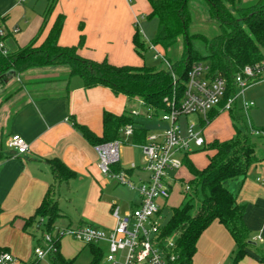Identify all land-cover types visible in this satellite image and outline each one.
Instances as JSON below:
<instances>
[{
  "label": "trees",
  "instance_id": "trees-1",
  "mask_svg": "<svg viewBox=\"0 0 264 264\" xmlns=\"http://www.w3.org/2000/svg\"><path fill=\"white\" fill-rule=\"evenodd\" d=\"M209 15L219 24V33L209 38L199 33H191L192 22L191 0H149L151 11L148 18H156L158 26L152 43L165 53L182 37L184 47L181 57L171 62V67L158 65H114L108 60L94 61L79 54V47L84 44L85 36L81 35L78 45L63 46L59 43L65 16L60 14L49 33L40 41L48 19L54 10L56 0H50L44 13V21L38 34L25 46L3 55L0 51V76L8 71L26 73L32 69L46 66L66 65L70 77H79L84 86L93 88L104 86L116 95L141 99L145 106L156 111H167L168 104L178 101L185 89L188 73L195 62L205 61L212 74H220L227 80V92L219 105L224 108L228 99L236 93V74L247 64L258 62L262 58L264 47V0L250 5L238 6L243 0H204ZM6 15L2 17L3 20ZM203 42L204 49L196 48L193 41ZM39 42V43H38ZM139 54L145 50V42L139 27L133 37ZM173 73L176 75L174 79ZM2 102H0L1 106ZM214 109L209 118L203 121L207 127L221 112ZM242 107L235 101L229 112L233 121L235 135L228 140H215L206 148L212 150L207 164L197 167L191 154L184 158V171L188 177L183 181L190 185L179 206L164 226V236H177L178 258L173 264H192L197 252V242L205 229L214 221H219L229 231L236 244V251L230 264H239L242 259L255 249L252 231L245 221L246 205L237 201L236 195L228 185L233 180L245 179L252 166L264 162V146L258 148L252 139L254 131L264 138V127L257 128L246 115H239ZM103 133L97 135L89 127L75 123V127L87 139L97 146L114 141L120 137L123 126L138 122L127 110L122 114L104 111ZM148 129L137 126L133 138L134 144L145 142ZM198 150V149H197ZM196 150V151H197ZM194 151L193 153H195ZM2 155L0 154V159ZM52 172L59 181H69L76 176L60 159L50 160ZM117 169L120 166H116ZM3 208L0 206V217ZM62 216L58 198L50 190L34 215L27 218L24 230H41L40 242L45 233L54 237L56 250L49 257V264H73L75 258H67L61 250V239L55 232L56 222ZM1 226V220H0ZM254 246V247H253ZM93 259L89 264H98L102 258L99 245L90 244ZM9 251L0 245V253ZM259 261L264 262V249L255 250Z\"/></svg>",
  "mask_w": 264,
  "mask_h": 264
},
{
  "label": "crops",
  "instance_id": "crops-1",
  "mask_svg": "<svg viewBox=\"0 0 264 264\" xmlns=\"http://www.w3.org/2000/svg\"><path fill=\"white\" fill-rule=\"evenodd\" d=\"M131 1L56 0L41 41L62 14L65 20L59 37L61 45H78L81 35H84L79 54L87 59L108 60L119 66L146 65L144 51L150 49V44H145V50L139 54L133 37L137 25H141L139 17L147 16L151 5L149 0H133V4ZM69 73L70 69L61 65L32 69L23 75L27 82H31L26 84L29 90L16 93L0 106V206L3 208L0 245L19 258L27 255L38 242L36 229L27 232L23 227L50 190L56 193L62 210L56 227L90 224L109 229L117 224L112 214L116 202L106 198L112 188L99 167L96 146L87 141L75 123L87 126L101 136L104 111L122 114L126 111L124 103L129 97L116 95L104 86L88 88L79 77H70ZM23 98L24 102L18 104ZM226 118L225 129H218L221 140L235 135L231 115L226 114ZM212 133L210 135L214 136ZM14 134L21 135L29 144L26 154L18 155L8 148L7 140ZM52 159H60L76 176L69 181H59L51 169ZM252 170L253 173L258 171L256 181L249 180L253 176L250 174ZM261 171L264 172V162L251 167L236 197L239 203L246 205L247 226L252 229L257 225L264 235V222L262 226L260 223V219H264V181L258 180L262 176ZM181 175L188 177L186 172H181ZM85 187L81 201L69 198L76 206L75 218L67 217L68 220L62 222V217H65L62 202L66 194H77ZM138 203L139 197L133 206ZM235 251L236 244L231 234L216 220L201 234L192 264H230Z\"/></svg>",
  "mask_w": 264,
  "mask_h": 264
},
{
  "label": "built area",
  "instance_id": "built-area-1",
  "mask_svg": "<svg viewBox=\"0 0 264 264\" xmlns=\"http://www.w3.org/2000/svg\"><path fill=\"white\" fill-rule=\"evenodd\" d=\"M26 0H17L23 3ZM19 28L9 29L0 17V51L3 55L10 51L6 39L10 34H16ZM154 51V59L171 67L165 52L150 42ZM174 79L176 75L173 73ZM236 93L226 102L224 108L219 105L227 92V80L220 74H212L205 61L193 63L186 81L184 93L178 101L168 104L167 111H156L145 106L141 99L137 101L146 107L148 116L161 113V119L167 123L160 133H147L145 142L136 144L142 148L143 164L132 162L128 167L121 163V145L124 142L122 134L133 137L139 123L135 116L140 115L133 109L129 113L138 124L129 123L120 130V137L114 141L96 146L99 167L101 171L116 182L136 190L139 203L132 210L121 212L118 204H113L112 214L117 220L113 228H99L90 224L56 228L59 236L73 235L86 244L108 245V264H173L178 258L177 236H164L165 222L162 220V209L169 205L168 199L176 184L182 181L178 195L184 197L190 191L188 182L181 175L184 169V158L200 147L206 145L203 121L218 108L222 113H229L235 101L242 107V112L249 118V110L256 106L255 101L246 97V92L252 86L264 81V47L262 58L253 64L245 65L235 76ZM193 116V118H190ZM200 123V124H199ZM258 135V131H254ZM8 148L18 155H24L29 150L27 141L18 134L7 140ZM120 166L118 169L116 166ZM137 178L138 183L133 179ZM258 180H262L258 178ZM160 200L162 202H160ZM254 240L264 241L263 234H258ZM56 250L54 237L45 233L42 240L34 247V259L24 261L11 252L0 253V264H42Z\"/></svg>",
  "mask_w": 264,
  "mask_h": 264
},
{
  "label": "rangeland",
  "instance_id": "rangeland-1",
  "mask_svg": "<svg viewBox=\"0 0 264 264\" xmlns=\"http://www.w3.org/2000/svg\"><path fill=\"white\" fill-rule=\"evenodd\" d=\"M258 0H243V2L238 5L245 6L250 5ZM133 0L131 4H133ZM48 0H26L23 3H18L16 0H0V17L2 18L4 15H8L6 20V26L10 29L12 28H19L20 31L16 34L15 37H7V48L11 51L16 50L21 46L27 45L39 32L43 21H44V13L47 8ZM191 12H192V22L190 25V32L191 33H199L201 35H205L206 37H213L214 35L219 33V24L216 19L212 18L208 13V6L204 0H191ZM141 21V25H137L139 27L141 35L146 45H149L154 35L156 33V29L158 26V20L156 18H148V16L144 15V17H139ZM5 22V20H3ZM42 38H40L41 41ZM39 43V42H38ZM193 44L196 48L203 50L204 45L203 42L200 40L193 41ZM148 47V46H147ZM184 47V40L181 37L178 42L169 49L166 56L172 61H177L182 54ZM145 61L147 65H158L164 66L163 62L160 60L154 59V51L150 48H147L144 51ZM66 66V65H61ZM68 67V66H66ZM69 68V67H68ZM24 73H13V71H8L2 76H0V102H4L5 100H9L13 95L22 90H29V85L31 82H27L24 79ZM31 88V87H30ZM246 97L249 100H253L256 103V106L249 110V118L250 122L257 127L262 128L264 127V81L252 86L246 92ZM25 98L21 99L19 103H23ZM124 106L126 107L127 113H131L133 109L138 110L140 115L135 116V119L143 124L149 131V133H160L167 125L161 119V113L156 114L152 117L148 116L147 109L145 106L141 105L137 99L128 98L125 100ZM226 114L230 113H222L221 116L214 119L210 124L207 125L206 133V140L207 146L212 143L213 141L221 140L219 137L218 129L226 127ZM239 115H245L243 112H239ZM193 118V116H190ZM200 124V123H199ZM214 134V136H211ZM218 132V134H217ZM124 142L121 145V163L123 166L128 167L132 162H135L138 165L143 164V153L142 148L136 144H134L132 137H127L125 135H121ZM252 139L257 144V147L260 149L264 146V138L253 134ZM206 145L200 147L195 153L191 154V158L194 164L197 167L204 166L209 156L212 154V150L207 149ZM183 174L186 171H181ZM187 173V172H186ZM253 181H256V177L258 171L253 173V170L250 172ZM261 178L264 181V172L261 171ZM110 181V187L112 191L106 196V198L113 202L115 201L120 206L121 212L123 210L128 209L132 210L134 207V202L137 200L138 193L136 190L129 188L127 185H123L119 182H116L110 176H105ZM136 183H138V179H133ZM243 178L240 180H233L230 182V191H232L235 195H238L240 192V185L242 183ZM248 180V181H249ZM260 181V180H259ZM183 182L180 181L174 187L171 196L168 199L169 205L162 209V220L167 223L173 214V209L175 206H179L182 202L183 197L178 196L179 190L182 188ZM264 185V182H263ZM86 187L81 189L77 194L75 193H67L62 205L65 217H62V222H66L68 220L67 217L74 219L75 215L74 212L76 211L75 204H72L69 198L78 199L83 196L85 193ZM81 192V193H80ZM84 192V193H83ZM160 202H162L160 200ZM249 209V208H248ZM257 222V220H256ZM264 219H260L261 226L263 225ZM258 223V222H257ZM76 226V225H75ZM57 227L55 226V229ZM63 228V227H62ZM250 228L252 233V240L255 243V249H251V252L246 255L239 264H264V262L259 261L256 253V249L263 248L264 249V242L254 240V238L260 234V228ZM41 230H36V235L38 238L41 236ZM264 236V235H263ZM102 249V258L100 259L98 264H108L107 263V255H108V245L105 242H101L99 245ZM34 247L33 246L30 252L21 257L24 261H32L34 259ZM254 247V246H253ZM61 250L63 254L67 258H75L73 264H89L93 259L92 251L90 249V245L83 243L82 241L75 238L73 235L66 234L61 239ZM42 264H49L48 260H44Z\"/></svg>",
  "mask_w": 264,
  "mask_h": 264
}]
</instances>
